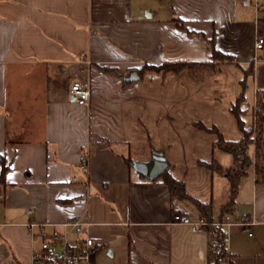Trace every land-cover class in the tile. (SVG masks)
I'll list each match as a JSON object with an SVG mask.
<instances>
[{
	"label": "crops",
	"instance_id": "obj_1",
	"mask_svg": "<svg viewBox=\"0 0 264 264\" xmlns=\"http://www.w3.org/2000/svg\"><path fill=\"white\" fill-rule=\"evenodd\" d=\"M257 35L264 0H0V264H32L54 234L69 244L93 238L95 264H211L218 234L219 264H264V182L255 181L252 144L253 163L223 211L228 179L204 163L234 160L195 125L217 127L226 141L242 136L230 107L250 64L240 106L253 124L264 95ZM212 48L235 61L198 80L185 69L139 73L146 64L207 62ZM74 80L88 100L70 92ZM154 154L186 195L163 172L148 179L124 160ZM176 212L219 226L196 231L174 223ZM242 214L253 223L238 224ZM72 217L87 223L81 232L63 225Z\"/></svg>",
	"mask_w": 264,
	"mask_h": 264
},
{
	"label": "trees",
	"instance_id": "obj_2",
	"mask_svg": "<svg viewBox=\"0 0 264 264\" xmlns=\"http://www.w3.org/2000/svg\"><path fill=\"white\" fill-rule=\"evenodd\" d=\"M181 25V24H179ZM235 59L230 54L221 53L217 49L212 48L210 54V60L207 62H188V61H168L162 62L158 64H149L152 68L151 70L160 71V72H167V71H180L182 69H186L189 73V76L194 79L198 80L202 76L203 72L210 70L215 63L217 62H234ZM145 69V65H143L139 69V73ZM252 73V65L250 64L245 70L242 79L240 80L241 85V92L235 99V102L230 107V111L235 115L237 120V124L239 129L242 132V136L236 141H226L223 139L221 132L215 126L207 127L204 124L197 122L195 125L207 132L215 133L216 134V141L215 145H217L221 150L229 153L232 155L234 164L228 168H222L218 164L213 162L204 163V165L209 168L211 171L220 172L225 174L226 178L229 182V199L228 201L222 206L223 211L225 209L230 210L231 207L234 206V199L237 194L238 184L242 176L247 173L249 166L253 163L252 157L249 155V148L251 143V135L255 130L257 140L261 141L264 144V138H262L264 134V95L262 93H257L256 97V105L254 106V114H253V124L251 126H245L244 121L242 119L243 109L240 107L241 103L244 101V89L246 85V78L249 74ZM260 143V142H259ZM262 145H257V151L255 152V160H254V167H255V181L256 182H264V161L260 160L261 158L264 159V150L259 151V148ZM125 162L127 165L132 166L133 161L128 157H124ZM261 161V162H260ZM1 163V172H0V180L3 181L4 172L6 170V166L2 161ZM162 177L164 182L171 188V190L177 191L181 195H186L184 191L183 184L178 180L172 178L167 169H165L162 173ZM195 205L197 208L203 212L205 207L207 206L204 203H201L197 200H194ZM217 240L220 244L221 237L218 234ZM221 248V246H220ZM223 255V252L217 256V253L214 252L213 254V261L211 264H219L220 257Z\"/></svg>",
	"mask_w": 264,
	"mask_h": 264
},
{
	"label": "built area",
	"instance_id": "obj_3",
	"mask_svg": "<svg viewBox=\"0 0 264 264\" xmlns=\"http://www.w3.org/2000/svg\"><path fill=\"white\" fill-rule=\"evenodd\" d=\"M254 48L260 50L264 48L263 35H257L254 41ZM70 92L81 101L89 98V88L80 80H74L69 86ZM87 166V156L82 153L79 155V167L85 169ZM174 223L190 226L196 231H206L217 228L219 223L211 222L203 216L191 218L190 216L176 212L172 215ZM251 218L247 214H242L238 224H252ZM63 225L72 228L75 232H81L87 225L79 217H72ZM96 244L93 238L86 236L80 238L74 244H69L67 238L58 234L51 235L44 243L42 248L32 256V264H95L94 254Z\"/></svg>",
	"mask_w": 264,
	"mask_h": 264
},
{
	"label": "water",
	"instance_id": "obj_4",
	"mask_svg": "<svg viewBox=\"0 0 264 264\" xmlns=\"http://www.w3.org/2000/svg\"><path fill=\"white\" fill-rule=\"evenodd\" d=\"M138 73L136 70H131L128 78L136 79ZM133 169L148 179H154L159 176L167 167V163L159 154H154L149 162H133Z\"/></svg>",
	"mask_w": 264,
	"mask_h": 264
},
{
	"label": "rangeland",
	"instance_id": "obj_5",
	"mask_svg": "<svg viewBox=\"0 0 264 264\" xmlns=\"http://www.w3.org/2000/svg\"><path fill=\"white\" fill-rule=\"evenodd\" d=\"M152 68L149 66V64H146L145 65V69L144 70H151ZM186 70V69H185ZM160 72V71H159ZM189 74V73H188ZM241 107V106H240ZM251 138H252V140H251V143L250 144H252V148L254 149V153L258 150L256 147H257V145H262L260 148H259V151H261V150H264V144L263 143H261V141L259 140H257V137H256V133H255V130L253 131V133H252V135H251ZM262 138H264V134H263V136H262ZM260 142V143H259ZM260 160H263L264 161V159L263 158H261ZM261 162V161H260ZM220 244L218 243L217 244V246H216V248H215V252L217 253V256H219V254L220 253H222V248H220V246H219Z\"/></svg>",
	"mask_w": 264,
	"mask_h": 264
}]
</instances>
